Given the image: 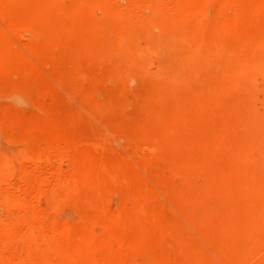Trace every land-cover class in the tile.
<instances>
[{
    "label": "rangeland",
    "instance_id": "1",
    "mask_svg": "<svg viewBox=\"0 0 264 264\" xmlns=\"http://www.w3.org/2000/svg\"><path fill=\"white\" fill-rule=\"evenodd\" d=\"M139 31L134 33L136 42L132 43L142 46L147 29ZM154 32H158L157 28ZM124 42L125 46L132 44ZM67 50L63 55L71 57L75 50ZM86 52L85 61L74 69L82 84L79 87L74 79L61 81L65 76L57 72L56 80L43 69L44 77L39 75L33 80H16L19 76L0 80V174L13 175L9 180H17L15 176H21L23 166L30 163L38 147L68 140L73 146H82L84 161L107 162L99 165L101 173L105 171L106 184L96 204L102 216L112 221L107 229L115 234L97 226L96 231L104 229L102 233L110 242L107 248L99 245L92 250L96 259L100 253H107L111 264H158L159 260L160 264L163 258L161 264H174L175 259H185L188 245L198 244L196 247L202 248L205 255L193 264H264V148L259 144L257 129L264 116V71L251 73V79L241 89L247 97L246 105L252 107L249 111H255L243 129L218 122L223 113L214 105L205 110L202 119H195L191 113L197 102L186 103L184 110L169 100L166 110L185 117L183 126H170L161 137L162 143L152 138L136 141L132 125L140 117L158 111L160 101L151 99V95L157 90L154 82L162 77L160 65L166 52L160 44L142 46L137 59L121 68L116 67L121 54L103 55L93 48ZM175 65L178 71L184 70L182 64ZM201 81V76L194 78L196 84ZM224 86L214 83L218 90H224ZM92 104L99 110L92 109ZM30 119L47 120L53 128L29 130ZM167 119L168 124L170 119L173 122L170 116ZM239 138V146L231 145ZM108 160L119 166L111 168ZM176 165L184 169H176ZM183 192L195 194L197 203L185 204L180 195ZM39 202L50 208L65 229L82 216L73 199L50 203L41 196ZM130 219L136 223V231L141 236L144 231L147 237L140 236L135 246L125 245L134 230L126 224ZM200 228L212 236L202 237ZM111 235L115 237L111 239ZM111 245L114 249H109ZM117 253L122 261L115 257Z\"/></svg>",
    "mask_w": 264,
    "mask_h": 264
},
{
    "label": "bare ground",
    "instance_id": "2",
    "mask_svg": "<svg viewBox=\"0 0 264 264\" xmlns=\"http://www.w3.org/2000/svg\"><path fill=\"white\" fill-rule=\"evenodd\" d=\"M63 1L0 0V80H33L43 76V72L55 78L60 72V76H65L59 77L61 81L74 79L79 87L82 84L75 77L74 69L87 58V48L103 55L121 54L116 65L121 68L137 59L142 46L156 43L166 52L160 65L162 77L154 82L157 90L151 95V99H158L160 104L158 111L140 117L132 125L133 140L152 138L156 143H162L164 137H161L170 126H183L185 117L166 110L169 100L184 110L186 103L197 102L196 111L191 113L195 119H202L205 110L214 105V109L223 113L218 122L226 126L243 129L253 118L255 111H249L251 106L246 105L247 97L241 89L251 79V73L264 71V0ZM155 28L158 32H154ZM143 29H147L144 44L134 45V33ZM126 40L133 42L131 46L124 45ZM67 49L75 50L72 56L68 54L71 57L63 55ZM176 63L182 64L187 71H178ZM49 64L50 68H47ZM196 76H201L204 81L196 84ZM215 82L225 84L224 90L216 89ZM91 107L99 110L94 104ZM168 116L173 119L170 124ZM260 119L259 144L264 148V116ZM29 121V130L40 127L50 131L53 128L47 120ZM240 139L230 144L239 146ZM60 141L38 147L30 163L23 166L21 176L16 178L14 175L17 180H9L13 175L0 174V264H111L106 258L107 253H100L103 248L98 251L102 255L100 259V255L96 259L92 253L96 246H106L110 242L102 232L110 228L112 221L102 216L96 204L100 190L106 184L105 171L101 173L99 165L107 162L84 161L81 145ZM108 163L111 168L119 166L113 160ZM175 168L183 170L184 166L176 165ZM180 195L189 206L197 203L195 194L183 192ZM41 196L50 203L76 200L82 212L79 222L65 229L53 217L50 208L40 204ZM177 197L176 193L175 200ZM13 209H16L15 213ZM134 223L132 219L126 223L128 229L134 230L132 238L123 234L130 238L125 245L135 246L138 244L136 239L144 237L145 232L141 236ZM98 225L104 229L96 231ZM201 232V236H212L203 229ZM190 245L185 249V259H175L174 264H193L204 257L202 248L196 247L198 244ZM114 247L111 245L109 249ZM124 252L128 254L126 250ZM117 256L119 254H115ZM122 259L121 256L120 261Z\"/></svg>",
    "mask_w": 264,
    "mask_h": 264
}]
</instances>
